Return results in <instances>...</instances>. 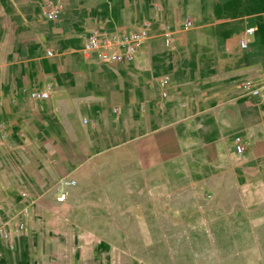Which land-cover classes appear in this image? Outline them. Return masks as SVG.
Instances as JSON below:
<instances>
[{
	"label": "crops",
	"instance_id": "1",
	"mask_svg": "<svg viewBox=\"0 0 264 264\" xmlns=\"http://www.w3.org/2000/svg\"><path fill=\"white\" fill-rule=\"evenodd\" d=\"M143 22L129 62L82 54L89 30ZM244 78L264 83V0H0V223L33 204L0 239V264H108L55 199L56 179L107 151L264 190V104L235 90Z\"/></svg>",
	"mask_w": 264,
	"mask_h": 264
},
{
	"label": "rangeland",
	"instance_id": "2",
	"mask_svg": "<svg viewBox=\"0 0 264 264\" xmlns=\"http://www.w3.org/2000/svg\"><path fill=\"white\" fill-rule=\"evenodd\" d=\"M202 179L145 168L114 150L55 186L108 264H264V190Z\"/></svg>",
	"mask_w": 264,
	"mask_h": 264
},
{
	"label": "built area",
	"instance_id": "3",
	"mask_svg": "<svg viewBox=\"0 0 264 264\" xmlns=\"http://www.w3.org/2000/svg\"><path fill=\"white\" fill-rule=\"evenodd\" d=\"M43 15L52 19L56 15V10L51 8L48 4L45 5ZM190 20L186 19L183 23L184 27L190 25ZM148 22H143L140 27L135 28L131 31L125 32L121 35H117L113 32H100L96 29L89 30L82 42L81 52L85 57L94 53L95 58L100 63H118V62H129L134 53L138 50L141 45L143 38L148 33ZM252 32V27H248L244 30V36L239 40V46L244 47L246 45V35L248 36ZM165 41H168L166 35ZM159 85L161 87L160 96L166 95L165 85L166 80L160 79ZM235 90L239 93H244L257 100L258 103L264 104V83H256L250 78H244L238 80L233 84ZM33 98H46L47 91H33L31 92ZM82 119V122H85ZM243 149L242 143L239 137L234 139V150L240 152ZM66 183V182H65ZM22 196L25 195L22 193ZM66 196L65 190L58 192L55 199L62 201ZM33 207L32 202H26L19 210L13 211L8 216V222L0 223V239H7L10 236V230L15 233H20L24 229L23 218L28 215L31 208Z\"/></svg>",
	"mask_w": 264,
	"mask_h": 264
}]
</instances>
